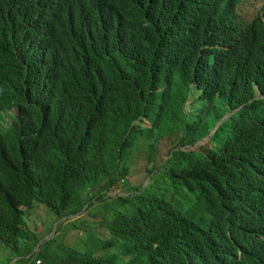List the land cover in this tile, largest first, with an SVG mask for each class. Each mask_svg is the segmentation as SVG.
I'll return each instance as SVG.
<instances>
[{"label":"trees","instance_id":"16d2710c","mask_svg":"<svg viewBox=\"0 0 264 264\" xmlns=\"http://www.w3.org/2000/svg\"><path fill=\"white\" fill-rule=\"evenodd\" d=\"M242 1L0 0L9 263L264 264V4L244 23ZM194 95L224 105L209 128L185 119ZM179 129L154 164L159 140ZM212 132L205 153L187 148ZM142 138L147 175L163 173L173 191L127 188L85 250L57 246L59 227L43 243L23 229L36 204L62 219L111 201L102 192L128 174L126 152Z\"/></svg>","mask_w":264,"mask_h":264},{"label":"rangeland","instance_id":"374dc122","mask_svg":"<svg viewBox=\"0 0 264 264\" xmlns=\"http://www.w3.org/2000/svg\"><path fill=\"white\" fill-rule=\"evenodd\" d=\"M263 4L264 0H243L239 3L237 8L239 18L244 23L253 22L257 14L260 13V9ZM223 110L224 105L220 103L219 98H215V100H213V104L209 105L208 103L200 102V100L197 99V95H194L190 96L185 103V119L191 123L194 120L202 118L204 127L209 128L214 124L215 120H217V116L223 114ZM142 125L144 127H152V124L148 120L143 121ZM162 126L172 128V124L168 122L165 124L163 123ZM183 134V130L179 129L175 134L164 136L159 140L154 164H160L161 160L169 158L170 150L179 144V139ZM211 135H213V132L206 138L198 141L192 147L187 148H199L201 152L205 153L207 149L213 146V144L209 141ZM133 139H136V136H134ZM135 145L136 144L134 143L132 147H129L126 152L129 161L126 160L123 163V166L128 168V174L124 177V179H120L111 191L102 192L107 195L105 199L113 197L111 201L97 203L92 209L88 211L85 210L75 217L62 219H60L54 211L48 209L46 206L36 204L34 208L25 213L23 217V229L28 230L33 238H37L39 240L42 239L41 243H43L46 238L49 239L56 237V230L57 227H59L60 232L58 238L56 239L57 246L85 250L89 244L88 239L97 241L99 239H103L100 236H102V233L105 230L103 227L104 220H102V217L105 215L104 211L107 210V206H109L108 214H110V210H112L113 205L109 203L115 204L118 197L126 196L129 191L127 188H132L133 185H136L137 187V185H141L143 182L145 188L150 184L155 191L160 193H164L166 190L173 191L172 184L169 185V183L166 182V178H164L165 176L163 173L159 174L157 172L147 175L146 168L149 164L153 163H149L148 161L149 147L147 139L142 138L136 147ZM175 199L177 200L178 198ZM83 200L84 203H86L85 208H87L91 202L95 201V198L89 200L87 195H85ZM181 204H183V202L179 205ZM100 211L102 212L99 213ZM51 229L53 231L50 233L49 230ZM92 232H96L97 234L94 235ZM38 247L39 246L37 245L36 250ZM10 256V251L0 245V264H13L17 258H14V260L9 263L8 259Z\"/></svg>","mask_w":264,"mask_h":264},{"label":"water","instance_id":"95a60500","mask_svg":"<svg viewBox=\"0 0 264 264\" xmlns=\"http://www.w3.org/2000/svg\"><path fill=\"white\" fill-rule=\"evenodd\" d=\"M218 127H215V129L213 130V132L217 131ZM40 244V243H39Z\"/></svg>","mask_w":264,"mask_h":264},{"label":"clouds","instance_id":"9594fccd","mask_svg":"<svg viewBox=\"0 0 264 264\" xmlns=\"http://www.w3.org/2000/svg\"><path fill=\"white\" fill-rule=\"evenodd\" d=\"M11 112H13V111H11ZM47 239V238H46ZM39 246V245H38Z\"/></svg>","mask_w":264,"mask_h":264}]
</instances>
